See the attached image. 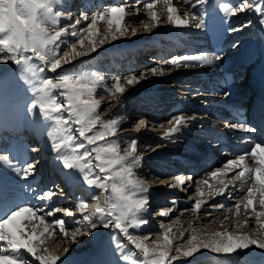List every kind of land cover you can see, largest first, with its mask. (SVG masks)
<instances>
[{
    "label": "snow or ice",
    "instance_id": "obj_1",
    "mask_svg": "<svg viewBox=\"0 0 264 264\" xmlns=\"http://www.w3.org/2000/svg\"><path fill=\"white\" fill-rule=\"evenodd\" d=\"M161 3L162 12L158 13L156 8ZM184 3L196 8L197 5L207 4L208 0H184ZM8 5L14 6L11 11ZM60 7L61 0H0V18H3L0 22V54H3L0 56V63L11 61L21 68L34 94L31 110L38 109L45 121L54 123V127L48 132L50 149L57 154L56 159L64 170H74L66 174V180L74 182L78 172L88 186L105 195H93L94 203L80 202L76 205L82 218L71 222L80 225L71 232L66 227L65 219L54 218L49 222L46 218L56 217L59 212H64L67 217H74L76 213L72 210H45L42 206L17 204L15 199H0V264H30L22 250L33 258L31 264H68L61 257L70 252L69 247H63L58 254L44 247L46 238L54 235L57 230L70 244L80 243L79 236L94 234L99 228L118 230L126 238L127 244L113 237L115 248L121 253V259L131 261V264H173L181 257H193L202 249L217 254H232L252 246L264 249V140L250 141V148L244 149L242 153L211 170L208 178L202 179L195 189L197 198L192 210L197 213L210 200L223 197L226 192L230 199V186L237 192H243L242 197L233 207L227 208L223 219L220 220L223 228L224 220L232 216L238 218L243 211L246 218L243 221L237 219L234 230L224 229L198 234L197 228L190 225L189 231L181 225L174 233V225L169 223L162 226V234L151 241V244L148 243L150 236L134 235L130 231L149 222L145 216L150 207L149 187L135 172L141 163L138 140L132 139L121 154L117 140L109 139L117 136L121 121L102 120L99 113L101 99L95 98L98 88L103 87L105 76L95 71L77 73L64 66L72 65L78 58L90 57L106 44L136 37L139 30L129 28L125 24L129 14V5L126 2H117L91 16L84 11L68 27L59 26L64 17V11L59 10ZM220 7L228 17L252 9L264 15V0H253V3L242 0L238 6L222 3ZM142 8L147 17L142 21V28L146 33L162 26L165 18L168 25L176 28H187L193 22L198 29L205 26L203 16H189L185 13L187 18H182L173 0H151L143 3ZM132 10L139 15L141 7L135 6ZM82 21L87 24L79 27ZM100 23L106 26L103 32L99 28ZM260 23L264 24V19ZM229 30L237 31L239 27ZM67 35L75 40L61 55L60 46L63 37ZM221 59L222 56L217 54H186L165 60L163 64L150 67L140 75H126L123 77L124 83L121 82V76L117 75L112 87L107 89L110 95L107 107H111L113 101L119 102L117 94L123 95L127 91L126 86L139 84L149 76H164L165 64L176 69L203 67L213 66ZM46 70L55 74V77L42 76ZM194 119V116H172L167 121V127L163 123L159 125L165 129L162 139L170 140ZM227 126L247 133L256 131L255 127L244 122ZM136 127L147 128L148 121L140 119ZM0 161L10 164L8 156L0 155ZM16 171L22 179H27L36 172V163L25 162L24 166ZM173 179L176 183L170 185L168 180L159 182L177 188L178 185L191 181L192 177L178 175ZM235 182H239V188H235ZM54 195L53 190H47L36 198L48 201ZM209 207L217 209L224 208V205ZM173 211L171 207L166 208L159 211L158 215L169 217ZM208 215L212 216L213 212L209 211ZM250 220H254V223L250 224ZM175 224L179 225L180 221L177 219ZM248 227L251 228L248 233L236 231ZM186 232L189 235L187 240H184ZM175 240L184 242L174 247ZM128 245L136 250L131 256L139 254L142 259L132 261L131 256L125 254Z\"/></svg>",
    "mask_w": 264,
    "mask_h": 264
},
{
    "label": "rangeland",
    "instance_id": "obj_2",
    "mask_svg": "<svg viewBox=\"0 0 264 264\" xmlns=\"http://www.w3.org/2000/svg\"><path fill=\"white\" fill-rule=\"evenodd\" d=\"M210 1H214V0H208V2H210ZM125 2H126V0H125ZM125 2H123V3H125ZM174 2L180 3V0H175ZM193 2H195V0H193ZM241 2H242V0H237L235 3H229V4L231 6H238V4ZM249 3H253V0H249ZM207 4H205L203 6L197 5L196 8H191L189 5H188L189 7L184 6V3H183V6L180 5V6H177V8H178L179 14L182 16V18H187L184 16V14L188 13L189 16H191L192 14H195L197 16H203V18L206 21V18L208 16V13L206 11ZM107 6L108 5L103 6V10H105L107 8ZM200 6H201V8H200ZM199 8H200V11H199ZM130 12L131 11L129 9V14L126 17L125 24L129 28H137L139 30V32H138V35L136 37H130V38L121 39L119 41H115L118 43L113 42V43H115V45L112 46L113 52L118 50L116 52L117 54L116 53L112 54V59L114 60V58H115V60H114L115 62H118V56L124 57V55L130 54V52L136 50L138 47H140L142 45L143 46L147 45V47H149V48L152 46L159 47L162 45L170 46L172 44V39H174V41L177 40V42H180V44H182L183 42H191V41L196 42V41H198V36H199V33L201 32V28H199V29L196 28L194 26V22L190 23V25L187 28H176L174 26L168 25L166 23V18H165V20L162 22V26L154 28L151 33H146L143 31V28H142V21H145L147 19L146 13H143L145 15L142 17V16L136 15L134 13V11H132L134 14L132 12L131 13ZM141 12H144V11H141ZM158 13H160V12H158ZM93 14H94V12H93ZM93 14L91 13V14H89V16H91ZM238 14H239V16H237V14H236V15L231 16V17L234 18L235 16H237L235 18H239V21L242 20L243 18L245 19L239 23L234 22V24H233L234 27H239V30L233 31V32L234 33L238 32V34H237L238 36L236 39H237V43H238L237 45H240L242 47V48L240 47L241 48L240 51H247L252 46L253 47L259 46V44L262 43V40L264 37V35H263L264 24L260 23V21L262 19H264V15H261L260 13L255 12L254 9L246 10V11L240 12ZM73 18L76 19L75 16ZM72 22H74V21L72 20L68 23L67 22L61 23L59 26L60 27H68V25ZM251 22H253V25L256 28L255 30H252V28H251V30H247V27L251 24ZM86 24H87V22H84L79 27L86 26ZM105 27L106 26L103 23L99 24V28H100L101 32L104 31ZM78 30H79V28H78ZM74 40H75V38H72L70 35L63 37V43L60 46V54L61 55H62L63 51L68 50L67 46L70 43L74 42ZM202 41L203 40L201 39L199 42H202ZM158 44H162V45H158ZM106 45H104L106 49L111 47V46L108 47L109 44H106ZM240 51L238 50V51H236V53H232V54L227 53L225 55V57H223V58L230 59V58H233L232 56H239ZM201 53H208L209 54V52H197L196 54H201ZM0 56H3V54H0ZM115 56H117V57H115ZM176 56H181V55L178 54ZM259 56H260V52L256 51L253 60H251L252 61L251 65L254 66L255 64H258V62L261 63V58ZM172 58L173 57L171 56L168 60H170ZM90 59H92V57L85 59L82 62H80V66H79V63L78 64L76 63L77 65L73 64V65H71V67L69 66V67H65V68L71 69L72 71L77 72V73H79V72L91 73V72L95 71L101 75L102 74L107 75V76L109 75V77H111L110 76L111 74H112V76L115 77L116 73H117V75L119 73V76L121 75V82L122 83H124L123 77L126 75H130V74H127L128 72H126L124 70H120V69L116 70L115 72H110V71L107 72L108 68L106 67L107 65H106V62H104V60H102L100 63L98 62V64L96 65V64H93L90 61ZM34 63L38 64L39 62L34 61ZM1 64L2 65H0V116H3L4 110L8 111L9 107L12 108V110H13V109H15V107L19 106V107H21V109L22 108L24 109L23 110L24 112L31 110V103L34 100V94L31 90V85L25 79L26 74L21 70V68L19 66L15 65L11 61H9L7 63H1ZM94 65H96L98 69L97 68L92 69ZM104 66L106 67L105 69H104ZM155 66H157V65H155ZM146 67H148V66H146ZM151 67H153V66H151ZM175 70H176V68H175ZM175 70L173 68L170 71L171 72L170 74L172 75V73ZM249 70H251L250 66L247 68V71L245 72V76L248 75ZM59 71L60 70H58V72ZM141 73H143V72H136L135 74L140 75ZM173 74H175V76H176L175 72ZM41 75L42 76H50L52 78L55 77V74H51L47 70L45 71V73H43ZM131 75H133V74H131ZM107 76H105L104 85L101 88V91H99V89H98L97 93L95 94V98H97V99H101L104 97L107 99L110 97L108 92L105 90H107L109 87L111 88L114 81L113 82L111 81V83L108 82L106 80L108 78ZM168 84H172L171 87H173V88L169 87ZM189 84H190V80L178 81L177 79H175V82H174V80H171L169 82L159 83L158 85H155V86H152L150 84L146 88L143 87L144 89L138 87L137 84L134 86H126L127 91H132V93L129 97L130 100H128V102L123 101L124 103H120V102L113 101L111 107H107L108 103H106V105H102L101 109L99 110V113H100L102 120L110 119V117L112 115H110L109 117L107 116L106 118H103V117L105 115H107L108 113H110V111H112L114 108L120 107L121 111L122 110L126 111V113L123 117H124V119H126L127 121L129 120V121L127 122V124L120 126V128L117 131L116 137H114V138L110 137L109 139L117 140V142L120 146L121 154H123L124 149L130 145L132 139L138 140V155L141 156V163L135 169L136 175L139 179L143 180V182L146 185H148V187H149V193L148 194L150 197V202L152 204H154L155 202L158 203L157 200L163 201L161 203H158L157 205H150V207L148 209V213L145 214L149 223H151L150 228L149 227L145 228V226L143 225L144 227L141 226V228H139V229H130V231H132V233L134 235L139 234V235L150 236V240L148 241L149 244H151V241L155 240L157 238V236L162 234V226L164 224L167 225L169 223H173L174 227L176 226L177 228H179L182 225V227L184 229H189V231H190V225H191L192 227H195L198 229V234H203L204 232L223 231L224 229L234 230L235 224H232V223H236L237 219H239L240 221L244 220V218L242 216L244 213H242L241 216L238 218L232 216L229 219L224 220V225L222 228L220 225V221H219V220H222V218L215 217L213 219V217L206 214L208 212H201L199 214L197 213V215H199L198 217H194L193 215L191 216V214H190V216L184 217L182 212H181L182 211L181 207L179 210H177L178 216L174 217L169 222L163 221L162 218H156V217H159V215H158L159 211L170 206L169 205L170 202L167 199V197H169V196H166V195H168L169 193L174 192V191L178 192V191L182 190L181 188H183V187H181V185H178L177 186L178 189H177V188H171L169 186L170 184L169 185L160 184V182H159L160 180H168L169 182L172 180L171 178H169L171 176V174L169 176H167L168 174H161V172H160L161 168L163 169L164 167H166V168H172L174 166L176 167L177 164L180 163L181 161H183L184 159L194 157L193 152H194L196 146L198 145V143L204 138V134L201 133V131H198V129L200 130V128L196 129L197 128L196 126L198 124L192 125V122L190 121L185 125V127L182 128L181 131L184 130L183 133H179V134L174 135L170 140L169 139H162L164 132H158L157 133V131H152L151 129L153 128L154 124L150 121L149 118L148 119L142 118V119L148 121V127L147 128H137L136 127L138 121L141 119L140 118L141 114L139 113L140 111L137 110L138 108L135 107L134 105L143 101V99H145L147 96H149L150 93H154L156 88L157 89L159 88L161 92L166 90V89H170V90H166V91H170L169 93L172 94L169 97V100H173L174 98H176L177 100L179 99V101H180V99L182 98L181 94H179L180 91L185 92V90H183V87H185V85L189 86ZM175 86H177V87H175ZM171 90H172V92H171ZM169 93H168V95H170ZM186 96L187 95H184V97H186ZM186 99H188V98H186ZM118 101H121V100H118ZM27 104L29 107L28 108L24 107V105H27ZM174 104L175 103H172V106ZM128 106L131 108L129 111H128V109H129ZM31 112L38 114L39 117L44 119V117L39 113L38 109L36 111L31 110ZM8 113L12 114V112L11 113L8 112ZM11 116H13V114ZM115 117H117V113H114L113 119H115ZM111 119H112V117H111ZM167 121H165L163 123L166 125V127H167ZM48 122L51 124H54L51 121H48ZM156 126H155V128L162 129L159 127V125H156ZM72 127H73V129H75L74 125ZM131 127L133 129H135V130L137 129L139 131L133 133V131H131L132 130ZM124 130L125 131L129 130V132L125 133V132H123ZM141 130H142V133H140ZM160 131H163V130H160ZM76 135L78 136V133H76ZM89 135H91V133H89ZM156 135L159 138H157ZM182 142H183V144H182ZM144 153H146V154H144ZM31 162H35V160L33 159ZM1 164H2V162H1ZM23 166L24 165H22L21 167H23ZM154 166H157V167H154ZM155 168H157L156 172L153 170ZM137 170H139V171H137ZM61 171H63V173L68 172V170H64V169ZM69 171H74V170H69ZM11 174L12 175H18L17 171L12 172ZM185 174L187 177H189V174H187L186 171H185ZM36 176H38V174L34 173V175L28 177L27 180H31V182L34 183L36 181V178H35ZM76 176H77V179L75 181L77 183L78 189L75 190V192H77V193H74L73 190H70V189L67 191V194L69 196L68 200L70 202H69V206L66 207V209H69V210H72L73 212H75L76 215L74 217H67V216H65V214H61L62 212L61 213L59 212V213H56L57 214L56 217H47L49 222H51L54 218L65 219L66 227H67L69 232L73 231L75 229V227L80 226L79 224L71 223L72 221L79 220L82 218L80 213L77 211L76 205L80 202H87L89 204L94 203V201L92 200L93 195H105L104 193H101L98 189H94V188L88 186L83 181L82 175L79 174L78 172L76 173ZM19 177L20 176L18 175V178ZM23 181H26V179H23ZM192 181L193 180H191L190 181L191 183L188 186H186L187 190L189 189L188 187H194V191L186 197L189 201L193 200V198H197L195 189L199 184V180L195 179L193 181V183H192ZM41 182H42V180L40 179V182H38V185ZM33 185H35V187L34 186L33 187L36 188L37 183L35 182ZM156 185H159V186H156ZM54 188H57V186H55V187L52 186L50 188L51 190H53L55 192V195L51 198L52 201L48 200L47 202H44V201L39 200V203H37V201H35L32 205L42 206L45 210H47V209L54 210L56 208L64 209L63 204L60 206V205H58V202L56 201V199L58 198V195H60L61 193H60V191L56 192V190H54ZM160 190L165 191V193L160 194ZM184 190H186V189H184ZM69 191H72V192H69ZM156 192L159 194V196H157L158 194ZM40 194H42V193H40ZM40 194H38V195H40ZM177 195H179V194L177 193ZM180 195H182V194H180ZM164 197H166V198L163 199ZM71 200H72V202H71ZM49 202L50 203L52 202V204H48ZM217 204H219V202H217ZM222 204L225 206L226 203H222ZM234 204L235 203L227 205L225 209L227 210L228 207H233ZM226 210H224V208H223L221 210H216V211L219 212V215H223L226 212ZM216 211H214V212L216 213ZM214 212H213V214H214ZM216 214H218V213H216ZM177 219L180 221L179 225L175 224V221H177ZM197 219H199V220H197ZM177 228L176 229L173 228V229H175V230H173L174 233H176ZM95 231H97V232L94 235V239L91 238V233L88 236H79L78 239H79L80 243H78V244H70L68 242V240H66V239L57 240V241L53 242L52 244H51V242L54 240L46 239L45 244H46V242H48V244H46L48 246L47 248L53 252H56L57 254L63 250V247H69L70 252L68 254L69 255L73 254L72 255L73 261L71 263H68V264H99V263L100 264H131V261H123L121 259V253L119 251H117L115 248V240H113V237H117L122 243L127 244L126 238H124L122 236V234H120L118 232V230H114L111 228L110 229L99 228ZM236 231L238 233H248L251 231V228L250 227L240 228ZM56 232H58V230ZM60 235H62V234H60ZM188 235H189V233L186 232L185 236H184V240H187ZM81 237H85V238H81ZM82 239H83V241H82ZM184 240L181 243H179V245L182 244L184 242ZM49 241H51V242H49ZM176 241H178V240H175L174 242H176ZM251 248H257V247L252 246ZM258 249L259 248H257V250ZM84 251H86V253H83ZM133 252H136V250L131 245H128L125 248V254H129L131 256V253H133ZM247 252H249V250ZM23 255L25 256V258L27 260H29V262L31 264V261L33 258L29 254H26V253ZM227 255L228 256H224V254L223 255L216 254L215 255L216 257L213 256L214 259H212L211 261H210V259H211L210 257L202 258L203 256H201L200 258H198L199 259L198 263L200 261H202L201 259H207V261H204L201 264H218V263H221V264H264V258H262V259H259L258 257L254 258V255H252L250 253H247L244 255H238L237 253L227 254ZM139 259H142V257L139 256V254H137L135 256H131L132 261L139 260ZM255 260H257V261H255ZM191 263H192V259L191 258L186 259L185 257H181L180 260L173 262V264H191ZM36 264H38V262H36ZM58 264H60V262H58Z\"/></svg>",
    "mask_w": 264,
    "mask_h": 264
},
{
    "label": "bare ground",
    "instance_id": "obj_3",
    "mask_svg": "<svg viewBox=\"0 0 264 264\" xmlns=\"http://www.w3.org/2000/svg\"><path fill=\"white\" fill-rule=\"evenodd\" d=\"M92 1H93V3H91ZM109 1H111V2H109ZM174 1L175 0H173V4L176 7L177 6H180V5L183 6V3H184L183 0H180V3L179 2H174ZM215 1L218 2V0H215ZM88 2H90L93 5L87 6L88 5ZM117 2H119V1H117ZM114 3H115V1H113V0H61V7H60L59 10L64 11V17L61 19V23H65V22L68 23V22H70L72 20L74 21L75 19L73 17L75 16V18H78L80 16L81 9L84 10V11H87L88 14H91V13L93 14V12L95 13V12L102 11L103 10V6L110 5V4L112 6ZM120 3H122V2H120ZM142 5H143V3H140V2L139 3H137V2L136 3H131L130 6H129V9L132 12L133 11L132 9L135 6H139V7H141V11H143ZM188 5L189 4H185L184 3V6H188ZM218 6L219 5L214 4V7H218ZM162 7H163L162 4H158L157 5V8H156V11L157 12H162V9H161ZM96 9H99V10H96ZM211 9H212V6L210 5V2H208V4H207V10L208 11H211ZM143 13L144 12H140V14L138 16H142L143 17L145 15ZM68 17H71V19H68ZM236 19H237V22H239V18H236ZM84 22L85 21H82V24ZM217 22H218V20H217ZM221 26H222V20H220L218 22V25L216 27V35L214 37L213 44H218L219 43V41H218L219 38H218L217 34L220 33ZM253 27H254L253 22H251V24L247 27V30H251V28H253ZM263 35H264V33H263ZM237 36L238 35L235 34V37H237ZM115 43H118V42H115ZM115 43L109 44L108 47H110V46L111 47L108 48V49H106L105 46H103L100 49H98V51L96 53H92L91 56H90V57H92V59H90V61L93 64H96L97 65L98 62L100 63L102 60H104V62H106V65H107L106 67L108 68L107 72L108 71L115 72L116 70H118V64L116 65V62L114 61L115 58H114V60L112 59V54H114V53H116L118 51L117 50V51L113 52V50H112V48H113L112 46H114ZM158 45H162V44H158ZM181 46H182V44L178 43L177 40L174 41V39H172V44L170 46H166L162 50H164L166 53H168V52L169 53L170 52L173 53V50L175 49L176 50V53H174V55H178L179 50L180 51L181 50L184 51V48H181ZM237 46H238L237 47L238 50L240 51V49L242 47L240 45H237ZM155 48H156V46H152V47L149 48V50L145 49V53L148 52V51L150 52V50L152 51ZM157 49L159 50L160 48H157ZM186 49H189L190 50L191 47H188ZM236 50L235 51H232L231 53H236ZM256 51H260V56L259 57L261 58V63L259 64V66H256L257 64H255L254 65V70L259 71V76L264 77V37H263V40H262V44H259V46H257V47H253L252 46L247 51H240V53H239V59L235 58L234 65L239 64V65H241V68L244 67L247 63H249L252 60L253 56H255L254 54H255ZM90 57L78 58L76 61L73 62V64H76V63L78 64L79 63V66H80V62H82L83 60L88 59ZM115 57H117V56H115ZM144 57H145V55H144ZM151 57H152V55H150L149 58H151ZM165 60L166 59L162 60V64L164 63ZM220 61L216 62V67L217 66H220V65L221 66L224 65V67H227L228 69H230L232 71V68H233L234 65H232V66H226L227 63L220 64ZM0 65H2V64L0 63ZM96 65H94L92 69H96L97 68ZM155 65L156 64H153L151 66H155ZM69 66L71 67V65H67V66H64V67H69ZM151 66L150 65L148 67L145 66L144 68H142V67L139 66L135 70L126 71V72H128L127 74H130V75L131 74H135L136 72H145ZM106 67L104 66V69ZM164 67H165V72H166V74L164 76H161V77H152V76H149L148 79H146L144 81H141L139 84H137L138 87L144 89V88H146L150 84L152 86H155V85H158L159 83L169 82L171 80H174V82H175V79H177L178 81H181V80L186 81V80H190V79H192V81H197V80H200V79L201 80H205V79H207V75H208V73H206V69H203L202 68L203 71L202 70H199L201 67H191V68H184L183 67V68H179V69H176V70H175L174 67H172L170 65H167V64H165ZM173 68L175 70L174 72L176 73V76H175V74H173L174 72L172 73V75L170 74L171 73L170 71ZM118 75H119V73H118ZM116 76H117V73H116ZM191 76H195V77H191ZM107 77L108 78L106 80L108 82L111 83V81L112 82L114 81V77L113 76L109 77V75H108ZM171 85L172 84H168L169 87H171ZM175 87H177V86H175ZM171 88H173V87H171ZM184 88H186V89H184ZM187 88H190V87H188V85H185V87H183V90H185V92L184 91L183 92L180 91L179 94H181L182 97L184 95L189 96L188 95V89ZM98 89H99V91H101V88H98ZM166 90H170V89H166ZM166 90H164V91L161 92L159 88L158 89L156 88L155 91H154V93H150L151 95L149 94V96H147L145 99H143V101L135 104L134 106L138 108L137 109L138 111H141V112H139L141 114L140 115L141 116L140 117L141 119L142 118H144V119L145 118L146 119L149 118L150 119V121L154 124L153 125V128L151 130L152 131H157V133L158 132H164L165 130L164 129H157V128H155V126L164 123L165 121H167L169 118H171L174 115H184L185 117H192V116L196 117V119L190 120V121L192 122V125L193 124H198L196 126L197 127L196 129L200 128V130L198 129V131H201V133H204V136H205V139L204 140H201L200 154L197 155V156H194V157H190V158L184 159L183 161H181L180 163H178L176 167L174 166L172 168H166V167H164L163 169L161 168V171L160 172H161V174H168L167 176H169L171 174V176L169 178H171L173 181L171 180L169 182V184H172V183H176L175 180L173 179V177H175V176L184 175L185 177H187L186 174H185V170L186 169H189L190 171L188 172V174L191 175L190 177H192V174L193 173L195 174V177L193 178V181L195 179H198L199 182H200L202 179L208 178V174H209V172L211 170H214L216 167L221 166L223 162H225L229 158H233L235 155H231L230 153H228L229 156H230V157H228V154H226V153L225 154H222L224 151L219 150V146L220 145H216L213 148H211V150H210V157L207 158L206 151H207V147H208V143H209L208 137L211 138V136H210L211 135V128H212L211 127L212 126L211 125V122L214 120L213 117H211V115L216 110L215 108H213V111L207 110L206 111V112H208L207 116L206 115L203 116V115H201L202 114L201 112L198 113V112H195V111H191L193 109H196L197 110V107H198V106L191 105L190 108H186V109L184 108V109L179 110L178 112L167 113L168 115L166 117H163L165 114H162V117H159V115L156 113L155 108H157V107L158 108H161L164 105L170 107V105H172V103H174V102H176L177 104H179V99L177 100L176 98H174L173 99L174 102L169 100V97L172 94L169 93L170 91H166ZM105 91H107V90H105ZM171 92H172V90H171ZM131 93H132V91H127L123 95L117 94V99L122 101V102L119 101L120 103H124L123 101L128 102V100H130L129 97H130ZM168 93L170 95H168ZM109 99H110V97L107 98V99L105 97L104 98H101V106L102 105H106V103H108V101H110ZM165 99H167V100L165 101ZM182 99L184 100V98H182ZM183 100H182V102H183ZM149 102H150V104L152 102H154L153 106L149 105ZM191 102H193V100H191ZM198 102H199V104L202 103V101H200V100H198ZM187 105L188 104L185 103V106H187ZM24 107L28 108L29 106L27 104V105H24ZM179 107L181 108V105ZM143 108L146 109L145 110V113H144V109ZM130 109L131 108L129 107L128 111ZM201 109H203V108H201ZM23 110L24 109L23 108L21 109V107H19V106L18 107H15V109H13V110H12V108L9 107V110L8 111L5 110L3 112V116H0V155L8 156V153L5 151L7 149L6 148V144L7 143H11V145L14 144L12 147H16V150H19L20 152L27 149L29 157H32V160L33 159L35 160V163H36V172L35 173H37L38 176H40V178L42 180V182L40 183L41 186L38 188L39 194L42 192V190H43L44 187H46V189H44V191H47L49 189V186H57V189H59L60 191L62 190L61 191V195L63 197H68L69 198V196L67 194V191L69 190V189L67 190V185H69L70 190H73V189L74 190H77L78 187H77V185L76 186H72V185L69 184L71 182L65 181L64 178L66 177V174L68 172L67 173L66 172L63 173V171H61V170H63L62 164L58 161V159H56L57 154L50 149V143H51V141H50V138L48 137V132L51 131V129L54 127V124H51L48 121H45V119L39 117L38 114H35L34 112H31V110L25 111V112ZM8 112H10V113L12 112L13 116H11L12 114H9ZM188 112H190V113H188ZM193 112H195V113H193ZM114 113H117V117H115V119H118V120L121 121V125L120 126H123V125L127 124V122L129 120L127 121L123 117L125 115L126 111H123V110L121 111L120 107L119 108H114L112 111H110V113H108L107 115H105L103 118H106L107 116L109 117L110 115H112L111 117L113 119ZM111 117H110V119H111ZM222 126H224V125L222 124ZM203 128H205V129L202 130ZM160 130H163V131H160ZM222 130H223V128L219 129V132H221ZM131 131H133V133H134V132H137L139 130H137V129L135 130V129L132 128ZM183 131H181L180 133H183ZM123 132L126 133V132H129V130L128 131H125L124 130ZM140 133H142V130H141ZM157 138H159V137L157 136ZM182 144H183V142H182ZM33 148H35L36 150L35 151H32ZM201 149H204V151L201 152ZM216 151H217V153H216ZM48 154H51L52 158H49V157L46 158ZM144 154H146V153H144ZM215 154H216L217 158H215L214 162L210 165V167L208 169L204 168L202 165H204L206 163L205 162L206 161V158H207V160H209V158H211V156H213ZM12 161H13V163H10V164H6L3 161H0V180H3L4 183H7L11 187L9 189V196L11 198H7V199L8 200L15 199V201L18 202V201H20L21 198H23L24 196H27V194H25V193L31 192V191L33 192V190L32 189H27L25 191V190H23L20 187V185H22L24 183V181H23V179L21 177L18 178V175H12L11 174L12 172L16 171V169H18V167L15 166V161L14 160H12ZM1 162H2V164H1ZM154 167H157V166H154ZM20 168H21V166H20ZM45 168L46 169L50 168L52 170V173L56 175L55 176L56 178L53 179L52 177H50L47 174V171H46ZM197 168L199 170H201L202 172H197ZM153 170L156 172L157 168H155ZM137 171H139V170H137ZM193 181H192V183H193ZM190 183H191L190 181H186V184L185 185H181V187H183V188H181L182 190H180L178 192H175L174 191V192H171L168 195H166V196H169V197H167V199L170 202L169 203L170 206H168L167 208H170L171 207V208L174 209V211L172 212V214L169 217H160V215H159V217H156V218H162L163 221L169 222V221H171V219H173L174 217H177L178 216L177 210H179L180 207L182 208V211L181 212H182V214H183L184 217L190 216V214H191V216L193 215L194 217H198L199 216V215H197V212H194L192 210L193 205H194V201H195L196 198H193V200H190V201L186 198L188 195H190L194 191V187H188L189 189L187 190V187L186 186H188ZM14 185H16V186H14ZM156 186H159V185H156ZM239 187H240L239 182H235V188H239ZM57 189H54V190H56V192H57V191H59ZM177 189H178V187H177ZM184 189H186V190H184ZM229 191L231 192V198L230 199L228 198V193L226 192L223 197H216L215 199L210 200L208 202V204H206L198 212V214L201 213V212H209V211H213L214 212L216 210H221V208L212 209V208L209 207V205H217V202H219V204H222V202H224V203L225 202H231L230 204H233V203L237 202L242 197V195H243V192H237L231 186H230ZM17 193L18 194H21L20 197H17L19 199H17L15 196H12L13 194H17ZM75 193H77V192H75ZM161 193H165V191H163V190L161 191L160 190V194ZM177 193L179 195H177ZM180 194H182V195H180ZM61 195H58V198L56 197L57 198L56 201L58 202V205H60V206L63 204L64 209H66V207L69 206V202L70 201L69 200L67 201L66 199H61L60 198V197H62ZM157 196H159V194ZM165 198L166 197H164L163 199H165ZM205 199H207V198H205ZM173 201H175V204H173ZM71 202H72V200H71ZM157 202L158 203H161L163 201L162 200H157ZM158 203L155 202L154 204H152L150 202V205H157ZM49 204H52V203L49 202ZM226 205H229V204H226ZM47 210H49V209H47ZM216 213H218V214H216ZM216 213L214 212V214L211 216V217H213V219L215 217H217V218L220 217V218L223 219V215H219V212H217V211H216ZM61 214H64V212H62ZM206 214H208V213H206ZM242 216H243L244 219L246 218V215L245 214H243ZM197 220H199V219H197ZM249 223L250 224L254 223V220H250ZM150 224L151 223L148 222L147 225H144L145 228H147V227L150 228ZM232 224H235V223H232ZM173 228L176 229L177 227L175 226ZM175 229H173V230H175ZM96 232L97 231H95V233ZM95 233L94 234H91V238L92 239H94ZM60 234L61 233H59V232H55L54 235H50L46 239L54 240L52 242L49 241L52 244L53 242H55L57 240L64 239L63 236L60 235ZM81 238H85V237H81ZM82 241H83V239H82ZM182 241L183 240H178V241L174 242V245L173 246L174 247L175 246H178L179 243H181ZM46 244H48V242H46ZM46 244L44 246L45 247H48ZM248 250H249V252H247ZM22 252H23V250H22ZM83 253H86V251H84ZM236 253L238 255H244V254L250 253V254L254 255V258L255 257H258L259 259L264 258V249H258L257 250V248H249V249H246V250H238ZM22 254H25V253H22ZM216 254L217 253H212L209 250L202 249L201 252L196 253L193 257H187V258H189V259L191 258L192 259V263L191 264H199V263L201 264L204 261H207V259H201L202 261H200L198 263V261H199L198 258H200L201 256H203L202 258H208V257H210L211 258L210 261H211L212 259H214V257H216L215 256ZM232 254H235V253H232ZM72 255L71 254L70 255L67 254L66 256L61 257V259L67 261L68 263H71L73 261ZM219 255H223V254H219ZM224 256H228V255L227 254H224ZM255 261H257V260H255Z\"/></svg>",
    "mask_w": 264,
    "mask_h": 264
},
{
    "label": "clouds",
    "instance_id": "obj_4",
    "mask_svg": "<svg viewBox=\"0 0 264 264\" xmlns=\"http://www.w3.org/2000/svg\"><path fill=\"white\" fill-rule=\"evenodd\" d=\"M13 7H14L13 5H8V9H9V11H11V10L13 9ZM13 14H14V13H13ZM2 19H3V18H0V22H2Z\"/></svg>",
    "mask_w": 264,
    "mask_h": 264
}]
</instances>
